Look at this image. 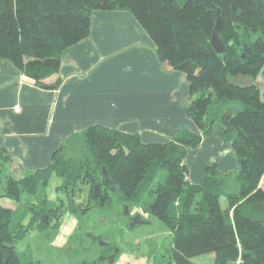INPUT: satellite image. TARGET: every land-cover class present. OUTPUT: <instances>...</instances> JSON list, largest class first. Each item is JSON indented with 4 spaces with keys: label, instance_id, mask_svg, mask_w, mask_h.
Returning a JSON list of instances; mask_svg holds the SVG:
<instances>
[{
    "label": "trees",
    "instance_id": "obj_1",
    "mask_svg": "<svg viewBox=\"0 0 264 264\" xmlns=\"http://www.w3.org/2000/svg\"><path fill=\"white\" fill-rule=\"evenodd\" d=\"M214 6L222 19L223 53L210 44ZM96 10L130 12L161 65L185 73L192 95L186 114L200 133L181 126L166 142H143L137 132L93 124L65 139L49 165L35 169L20 168L0 148V196L32 197L53 174L66 195L48 206L40 192L27 226L15 229L14 210L0 205V264H21L16 240L30 228L55 227L67 210L109 205L111 192L128 206H142L143 194L151 197L142 209L171 231L173 264H196L191 258L208 252L215 264H264V87L256 81H264V0H0V60H10L38 87L56 89L63 51L89 35ZM237 76L250 80H231ZM216 120L238 170L218 174L212 163L202 183H190L186 149L197 147ZM83 185L86 198L76 202Z\"/></svg>",
    "mask_w": 264,
    "mask_h": 264
},
{
    "label": "crops",
    "instance_id": "obj_2",
    "mask_svg": "<svg viewBox=\"0 0 264 264\" xmlns=\"http://www.w3.org/2000/svg\"><path fill=\"white\" fill-rule=\"evenodd\" d=\"M59 75L56 89H43L10 60H0V148L22 169L49 165L65 139L93 124L137 132L143 142H166L181 126L200 133L186 114L192 95L185 73L161 65L128 11H94L89 35L63 51ZM223 130L216 121L212 134L187 147L190 183H202L210 158L218 174L238 170Z\"/></svg>",
    "mask_w": 264,
    "mask_h": 264
},
{
    "label": "rangeland",
    "instance_id": "obj_3",
    "mask_svg": "<svg viewBox=\"0 0 264 264\" xmlns=\"http://www.w3.org/2000/svg\"><path fill=\"white\" fill-rule=\"evenodd\" d=\"M243 79L250 80L241 76L231 78L232 81L240 83L245 82ZM256 81L263 89V78L259 76ZM176 131L178 130L171 134L177 133ZM212 133L213 125L209 135ZM186 157L187 149L184 159ZM213 162L214 159L210 158L206 165ZM14 168L16 167L11 165V169ZM221 174L230 176L234 173L231 171ZM165 175V171H161L158 179L162 181ZM0 179H3V176H0ZM60 182V178L53 174L46 186L38 192L39 194L45 192L48 206L53 201L58 204L60 198L66 199L64 191L56 189ZM262 183L264 184V178ZM154 185L155 182L151 187ZM230 188L236 190L238 183L232 180ZM39 194L30 197L26 193H21L18 200L0 196V205L14 210L13 229L18 225L27 226L32 215L29 206L34 207L38 204L42 199ZM86 195L87 186L83 185L75 196L76 202L84 201ZM201 199L202 194H197L196 200ZM148 201H151V197L143 194L142 206ZM223 201L222 198V205ZM142 206H128L119 199V192H111L109 205L93 206L84 213L67 210L60 217L57 226L44 229L30 228L16 240V250L21 264H173L171 231L165 223L144 211ZM125 208L128 210L127 213ZM135 214H139L144 222L131 225L130 218ZM110 246L113 248L112 251L109 249ZM114 252L116 256L112 259ZM191 260L196 264H215L213 252L195 255Z\"/></svg>",
    "mask_w": 264,
    "mask_h": 264
},
{
    "label": "water",
    "instance_id": "obj_4",
    "mask_svg": "<svg viewBox=\"0 0 264 264\" xmlns=\"http://www.w3.org/2000/svg\"><path fill=\"white\" fill-rule=\"evenodd\" d=\"M214 8H215V6H214ZM215 15H216V20H215V24H214V27H213L212 32H211L210 44L216 52L223 53L225 50V46H224V43L219 36V32H220L221 27H222V19H221L220 11L218 8H215ZM229 43L231 44V41ZM242 56L244 57V54ZM103 170H104V168H103ZM127 212H128V210L125 208V213H127ZM143 222L144 221L140 217L139 214H135L130 218V224L131 225H134L136 223H143Z\"/></svg>",
    "mask_w": 264,
    "mask_h": 264
},
{
    "label": "flooded vegetation",
    "instance_id": "obj_5",
    "mask_svg": "<svg viewBox=\"0 0 264 264\" xmlns=\"http://www.w3.org/2000/svg\"><path fill=\"white\" fill-rule=\"evenodd\" d=\"M112 258H113V255H112Z\"/></svg>",
    "mask_w": 264,
    "mask_h": 264
}]
</instances>
